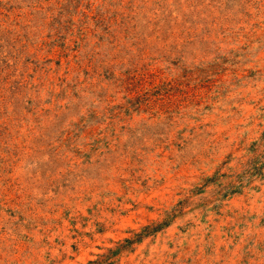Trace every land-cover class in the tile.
Returning <instances> with one entry per match:
<instances>
[{
    "label": "rangeland",
    "instance_id": "1",
    "mask_svg": "<svg viewBox=\"0 0 264 264\" xmlns=\"http://www.w3.org/2000/svg\"><path fill=\"white\" fill-rule=\"evenodd\" d=\"M0 264H264V0H0Z\"/></svg>",
    "mask_w": 264,
    "mask_h": 264
}]
</instances>
